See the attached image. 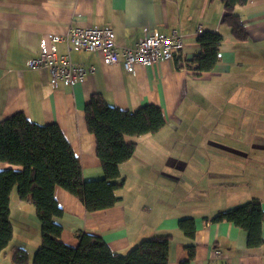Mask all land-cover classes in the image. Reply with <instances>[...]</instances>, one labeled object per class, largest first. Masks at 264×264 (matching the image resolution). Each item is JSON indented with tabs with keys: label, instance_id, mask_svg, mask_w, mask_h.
<instances>
[{
	"label": "crops",
	"instance_id": "crops-1",
	"mask_svg": "<svg viewBox=\"0 0 264 264\" xmlns=\"http://www.w3.org/2000/svg\"><path fill=\"white\" fill-rule=\"evenodd\" d=\"M237 12L247 33L242 42L223 24L220 0H0V121L23 113L37 124H57L88 181L104 176L85 118L92 95L124 111L155 105L165 117L158 133L126 138L136 150L120 166L121 201L114 207L88 213L78 198L55 190L64 212L54 219L63 228L61 241L75 247L83 232L101 237L115 253L138 248L166 256L168 264H264V246L249 248L243 229L211 222L255 199L264 211V0H247ZM72 26L111 28L117 45L128 48L145 28L164 35L177 30L184 52L128 72L122 57L106 65L99 53L71 50L72 62L94 73L73 88L54 86L48 71L26 63L39 56L42 40ZM199 27L224 39L221 61L202 74L180 61L201 52ZM57 50L64 55L68 47L60 43ZM7 169L21 168L0 162V172ZM187 218L195 221L193 239L179 229ZM10 221L13 238L0 264H14L15 248L25 249L32 264L41 225L35 206L21 202L16 189ZM166 236L167 242L155 241Z\"/></svg>",
	"mask_w": 264,
	"mask_h": 264
},
{
	"label": "trees",
	"instance_id": "trees-1",
	"mask_svg": "<svg viewBox=\"0 0 264 264\" xmlns=\"http://www.w3.org/2000/svg\"><path fill=\"white\" fill-rule=\"evenodd\" d=\"M220 1L224 5L223 24L231 28L236 40L246 41L247 33L237 9L245 6L247 0ZM223 40L220 33L200 34L197 42L201 52L189 60H180L181 63L197 74L213 71L221 61ZM85 118L89 133L95 137L96 155L103 169L104 176L98 180H84L81 161L57 124H37L23 113L0 121V162L21 168L0 172V254L13 238L10 204L16 189L21 202L35 206L41 225V244L32 264H168L166 256L138 248L126 254L115 253L101 237L83 232L77 233L75 247L61 241L63 228L54 219L64 212L55 199V190L60 187L78 198L88 213L114 207L121 201L120 166L136 150V144L126 138L153 135L165 126L160 107L147 104L133 112L124 111L110 106L100 94L92 95L85 107ZM211 222H227L243 229L249 248L264 246V211L257 199L220 212ZM195 228L193 218L179 221V229L191 239ZM155 239L167 242L169 237ZM190 250L192 259L195 247L190 246ZM12 259L14 264H29L23 248H15Z\"/></svg>",
	"mask_w": 264,
	"mask_h": 264
},
{
	"label": "built area",
	"instance_id": "built-area-1",
	"mask_svg": "<svg viewBox=\"0 0 264 264\" xmlns=\"http://www.w3.org/2000/svg\"><path fill=\"white\" fill-rule=\"evenodd\" d=\"M198 33L202 34L199 27ZM66 43L68 52L60 54L57 45ZM184 36L177 30L170 35L160 34L156 30L144 29V35L135 47H119L115 41V34L111 28L72 26L63 34H53L42 40L39 56L27 61L29 70H46L52 77V84L73 88L81 83L88 73H94L82 64H75L70 57V51H86L99 53L106 65L119 64L123 58L125 70L133 72L137 65L152 66L159 62L172 60L175 56H182L184 50Z\"/></svg>",
	"mask_w": 264,
	"mask_h": 264
},
{
	"label": "rangeland",
	"instance_id": "rangeland-1",
	"mask_svg": "<svg viewBox=\"0 0 264 264\" xmlns=\"http://www.w3.org/2000/svg\"><path fill=\"white\" fill-rule=\"evenodd\" d=\"M29 264H31V262H29Z\"/></svg>",
	"mask_w": 264,
	"mask_h": 264
}]
</instances>
